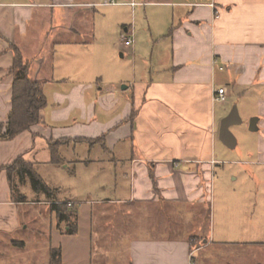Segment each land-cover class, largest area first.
<instances>
[{
	"label": "crops",
	"instance_id": "obj_1",
	"mask_svg": "<svg viewBox=\"0 0 264 264\" xmlns=\"http://www.w3.org/2000/svg\"><path fill=\"white\" fill-rule=\"evenodd\" d=\"M104 1L0 0V250L26 247L17 236L20 230L38 234L41 243L49 234L64 240L85 233L89 243L83 260L74 258L79 264H189V254L198 247L190 236L204 227L198 249L215 242L207 236L210 179L222 151L219 129L226 115L216 107L214 90L230 92L217 84V73L229 64L239 86L264 88V0H118L124 4L113 6L132 12L156 8L157 35L168 36L171 46L169 64L155 78L142 76L121 91L93 84L94 57L85 49L96 40L93 12ZM124 32L133 34L134 27L125 25ZM11 45L30 62V77L44 83L48 105L38 124L7 140L1 135L12 108ZM132 47L123 43L122 48L129 52ZM257 101L264 128V94ZM103 134L105 147L92 141ZM64 138L70 140L60 146L63 162L54 163L49 140ZM86 142L88 152L100 146L110 162L69 160L64 154L65 147L76 150ZM260 144L264 155V137ZM19 156L44 180L55 169L62 178L97 171L85 172L89 184L83 199H56L69 209L51 211L57 221L53 229L35 225L48 217L42 210L21 212L22 206L52 201L30 189L27 180L16 179L12 186L5 167ZM18 195L23 201L16 200ZM95 204L117 207L95 210ZM229 204L223 229L236 231ZM186 225L189 236L181 234ZM58 246L63 263L72 264L64 258V246Z\"/></svg>",
	"mask_w": 264,
	"mask_h": 264
},
{
	"label": "rangeland",
	"instance_id": "obj_2",
	"mask_svg": "<svg viewBox=\"0 0 264 264\" xmlns=\"http://www.w3.org/2000/svg\"><path fill=\"white\" fill-rule=\"evenodd\" d=\"M156 10L152 6H140L134 12L126 6L103 4L96 7V11L93 12L97 27L96 40L85 48L91 51L94 57L93 66L96 75H94L93 84L102 86L104 90L114 87L121 91L124 86L142 76L155 78L157 71L169 64L170 40L168 36L157 35L159 31L154 23ZM123 25L134 27L135 43L129 52L122 48ZM165 32L167 33L168 30ZM24 52L26 56H29L27 50ZM231 69V65L228 64L225 65V71L217 73V84L227 86L230 92L227 94L229 101L216 103V107L219 113L221 111L225 116L236 105L242 122L230 128L237 139L235 148H229L220 142L218 144L219 149L222 147V151L219 153V161L213 167L210 179L211 216L207 235L215 242L207 248L198 249L205 238L204 227L203 233L198 232L190 236L191 242L195 246L198 245V250L194 251L193 257L195 264H264V155L260 149V138L264 137V128L259 123L254 129H250L249 126L253 117H260V106L257 100L264 94V88L259 90L253 87L246 88L244 85L239 86L236 83V75L230 77ZM73 146L65 147L63 150L69 160L79 156L91 159L93 164L110 162V156L100 146L96 145V150L92 152L85 149L91 146L89 142L79 144L76 150ZM87 171L97 172L96 169L84 170L81 172L82 176L68 174L62 178L56 174V169L54 173L49 171L45 182L50 188L56 189V192L50 196L43 192V195H46L45 197L49 200L83 199L85 188H88L89 184L85 175ZM27 186L32 189L29 180H27ZM28 198L38 199L34 196H28ZM227 201L230 202V216H233L236 231L223 229L225 223L223 219L225 220L224 215L227 211L224 207ZM89 205L90 203H87L86 206L89 207ZM113 206L116 205L95 204L93 208L101 210ZM31 209L42 210L43 215L48 214V217L40 218L36 226L47 227L48 230L56 226V213L51 212L53 210L51 204L22 206L21 212L27 213ZM236 219L239 221L236 222ZM24 220L25 226L28 219ZM185 228L189 227L186 225L180 233L189 236L190 231L188 229L184 231ZM17 236L24 239L27 246L7 247L0 250V264H25L28 261L32 264H46L48 249L60 244L66 251L65 260H70L72 264H79L74 258L80 255L79 260L82 261L84 247L89 243V235L87 237L85 233H82L79 238L69 237L64 240L58 235L53 234L51 237L49 234L48 240L43 243L37 242L39 235L30 230H20ZM74 248L76 251L73 253ZM115 260L118 258L116 257ZM49 263L50 257L47 264Z\"/></svg>",
	"mask_w": 264,
	"mask_h": 264
},
{
	"label": "trees",
	"instance_id": "obj_3",
	"mask_svg": "<svg viewBox=\"0 0 264 264\" xmlns=\"http://www.w3.org/2000/svg\"><path fill=\"white\" fill-rule=\"evenodd\" d=\"M14 52L13 65L10 72L14 75L12 82V108L8 115V121L4 125V133L1 135L3 139H14L26 130H30L35 124L41 121V111L48 105V100L44 92V83L35 81L30 77V62L25 59L21 50L14 46H10ZM136 116V111L130 116L133 120ZM70 139H50L49 148L52 153V161L54 163L63 162L60 154V146L66 144ZM95 143H100L105 147V134L92 140ZM5 169L8 171L12 186L16 179L18 182L29 180L33 189L36 192H44L47 196L53 195L56 189L48 186L45 180L37 172L34 164L27 162L22 156L16 158ZM23 196L18 195L17 201H23ZM53 210H68L69 208L64 203H57L56 199H52ZM72 211V210H71ZM70 215H74L73 212ZM75 233V229L71 230ZM49 264H64L60 248H52L50 251Z\"/></svg>",
	"mask_w": 264,
	"mask_h": 264
},
{
	"label": "water",
	"instance_id": "obj_4",
	"mask_svg": "<svg viewBox=\"0 0 264 264\" xmlns=\"http://www.w3.org/2000/svg\"><path fill=\"white\" fill-rule=\"evenodd\" d=\"M123 55V54H122ZM126 88V86H124ZM242 122V119L239 114L238 107L235 105L231 111L221 120L220 129H219V139L224 145L229 148H235L237 145V139L231 131V126L239 124ZM259 122L258 117H253L250 120V129H254Z\"/></svg>",
	"mask_w": 264,
	"mask_h": 264
},
{
	"label": "built area",
	"instance_id": "obj_5",
	"mask_svg": "<svg viewBox=\"0 0 264 264\" xmlns=\"http://www.w3.org/2000/svg\"><path fill=\"white\" fill-rule=\"evenodd\" d=\"M102 4L104 5H121L124 4L118 0H105ZM135 4V3H132ZM123 43L126 47H132L135 43V38L132 33L130 32H124L123 36ZM228 99L227 95V89L224 87L218 88L214 90V100L219 101V102H226ZM194 253L191 252L189 254V264H195L193 261Z\"/></svg>",
	"mask_w": 264,
	"mask_h": 264
}]
</instances>
